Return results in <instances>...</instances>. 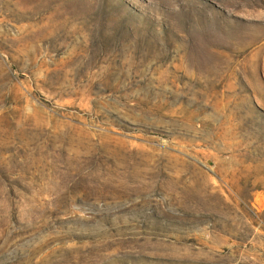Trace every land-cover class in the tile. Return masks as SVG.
<instances>
[{"label":"rangeland","instance_id":"rangeland-1","mask_svg":"<svg viewBox=\"0 0 264 264\" xmlns=\"http://www.w3.org/2000/svg\"><path fill=\"white\" fill-rule=\"evenodd\" d=\"M0 264H264V0H0Z\"/></svg>","mask_w":264,"mask_h":264}]
</instances>
